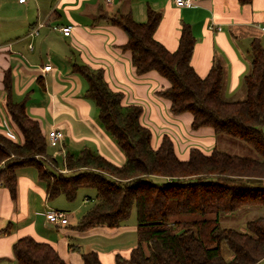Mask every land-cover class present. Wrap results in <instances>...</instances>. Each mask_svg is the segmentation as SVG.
Listing matches in <instances>:
<instances>
[{
	"label": "trees",
	"instance_id": "trees-1",
	"mask_svg": "<svg viewBox=\"0 0 264 264\" xmlns=\"http://www.w3.org/2000/svg\"><path fill=\"white\" fill-rule=\"evenodd\" d=\"M97 19L124 30L127 41L122 49L130 52L137 74L155 71L168 81L157 94L169 100L172 114L189 112L192 130L210 127L215 134L243 141L258 157L216 147L206 154L191 147L188 158L180 159L166 134L154 148L152 131L140 122L142 107L122 105L123 93L108 87L101 69L74 63L72 69L85 78V95L95 102L99 120L123 152L124 163L116 165L84 149L65 155V171L50 167L54 160L47 152V139L38 121L27 114L26 98L14 100L6 71V109L19 136L14 139L0 131V185L15 198L16 169L32 166L45 182L48 198L64 195L73 200L79 188H94L98 201L74 226L80 231L97 225L116 227L135 209L137 244L127 256L117 253L115 264H259L264 259L263 216L247 221L242 230L223 227L217 219L172 222L171 217L264 207V46L258 38L250 41L245 96L229 101L221 94L225 73L220 60L203 77L192 67L195 39L188 24H182L177 48L170 51L154 38L161 19L158 11L148 9L144 22H136L130 12L100 11ZM222 244L229 259L224 258ZM12 251L14 264H68L50 244L30 235L19 237ZM82 260L102 264L95 251L83 252Z\"/></svg>",
	"mask_w": 264,
	"mask_h": 264
},
{
	"label": "crops",
	"instance_id": "crops-1",
	"mask_svg": "<svg viewBox=\"0 0 264 264\" xmlns=\"http://www.w3.org/2000/svg\"><path fill=\"white\" fill-rule=\"evenodd\" d=\"M148 9L161 13L154 38L166 49L177 48L180 28L188 24L195 39L191 56L195 72L203 77L212 63L220 60L225 73L222 97L233 101L245 95L243 77L250 69V41L258 38L264 46L260 29L264 26V0L248 4L237 0H189L182 6L175 0H0V131L19 136L6 109L3 79L8 71L14 100L26 98L27 114L38 121L47 139V152L54 160L50 167L63 170L65 155H77L84 149L116 165L124 163L123 152L99 120L95 102L85 95V78L72 69L78 63L101 69L108 87L123 93L122 105L142 107L140 122L152 131L154 148L166 134L180 159L188 158L191 147L210 153L212 148L205 150L199 143L211 145L213 130H192L189 112L172 114L169 100L157 94L169 85L168 81L155 71L137 74L130 52L122 49L127 41L124 30L97 19L100 11L130 12L136 22H144ZM66 25H72L70 35L60 29ZM48 64L50 69L45 70ZM53 129L62 137L52 143L48 132ZM179 129L183 137L177 141ZM190 139L194 142L188 144ZM44 183L34 167L23 166L16 169L15 198L0 185V264H14L12 244L25 235L50 244L68 264H73L71 258L84 246L91 247L102 264V255L115 264L117 253L127 256L137 244L136 224L77 230L74 226L86 212L82 203L68 204L76 197L68 200L64 195L48 198ZM49 210L64 211L68 223L50 222ZM93 236L104 240L103 254L84 242V238ZM82 263L77 260V264Z\"/></svg>",
	"mask_w": 264,
	"mask_h": 264
},
{
	"label": "rangeland",
	"instance_id": "rangeland-1",
	"mask_svg": "<svg viewBox=\"0 0 264 264\" xmlns=\"http://www.w3.org/2000/svg\"><path fill=\"white\" fill-rule=\"evenodd\" d=\"M244 96L241 97V99L244 98ZM155 131L157 132V130H155ZM182 135H183V131H181L179 129V131H177V133H176L177 141L179 139H182V137H183ZM192 142H194V140L190 139L188 144H190ZM199 144H201V145H199V147L201 146V148H203L205 150H209L213 147H216V148L223 150L229 154H235V155H239V156L252 157V158L258 157L256 152L251 147H249L247 144H245L243 141L234 139L231 136H228L225 134L213 133L211 145H205V144L203 145V143H201V142ZM177 147H178V144H177ZM178 152H180L179 149H178ZM39 159L43 160L42 157H39ZM152 179L158 180V179H154V178H152ZM42 183H44V181H42ZM44 185H45V183H44ZM60 197L61 198H59V199L64 200L63 196H60ZM82 201H84V202H82ZM97 201H98V199L96 198V192H95L94 188L81 187L77 191L76 198L73 201L66 202V203H68V204H73V203L74 204H81L82 203L81 207L83 208L84 211H86L92 204L96 203ZM41 210H44V206H41ZM260 216L264 217V207L263 206H244V207L238 209L237 211L229 212V213L220 212V213L207 214V215H201V214H197V213L183 214V215L178 214V215L172 216L171 221L173 222L174 220L192 221V220H202V219H217L219 224L223 227H230V228H234L237 230H242L247 221L252 220L256 217H260ZM134 224H136L135 209L132 210V213L127 220L121 222V225H134ZM127 233H128V231H127ZM133 233H134V231L133 232L131 231V233H129V234H132V236H133V243L132 244L135 245L136 240L134 238ZM98 238H99L98 236L86 237V238H84V242H86L87 245L90 244L88 246L92 245V248H95L96 250H98L99 252L102 253L104 250V248H103L104 240L101 239V241H100ZM101 238H102V236H101ZM116 241H117V239H115L111 242H116ZM116 246H118V245L116 244ZM90 248L91 247H86V246L81 247L80 251L76 252V255H74L71 258V261L73 262V264H77V260H79L81 263V260H82L81 254L83 252L92 251V249H90ZM145 250L147 252L146 246H145ZM222 252L224 254V258L229 259L230 252L227 250V248L225 247L224 244H222ZM102 256H103L102 260H103L104 264H109V263L114 264L113 259H111V261H108L104 255H102ZM259 264H264V259Z\"/></svg>",
	"mask_w": 264,
	"mask_h": 264
},
{
	"label": "built area",
	"instance_id": "built-area-1",
	"mask_svg": "<svg viewBox=\"0 0 264 264\" xmlns=\"http://www.w3.org/2000/svg\"><path fill=\"white\" fill-rule=\"evenodd\" d=\"M26 0H18V2H25ZM106 1H110V0H106ZM176 4L178 6H182V5H188L189 4V0H175ZM61 31L63 32L64 35H70L71 30H72V25H66L60 28ZM219 29V27H218ZM261 31L264 32V26L260 27ZM31 33L37 34V31H32ZM45 70L50 69V64L45 65L44 66ZM9 137L16 139L17 136L15 133L13 132H7L6 133ZM62 137V133L58 130H50L48 132V139L53 143L55 142L57 139ZM59 171H62L61 169L57 168ZM47 218L50 222L55 223V224H67L68 223V216L64 211L61 210H49V212L47 213Z\"/></svg>",
	"mask_w": 264,
	"mask_h": 264
}]
</instances>
